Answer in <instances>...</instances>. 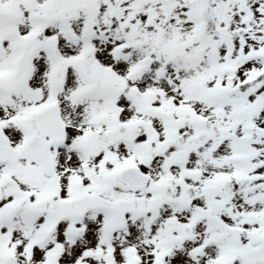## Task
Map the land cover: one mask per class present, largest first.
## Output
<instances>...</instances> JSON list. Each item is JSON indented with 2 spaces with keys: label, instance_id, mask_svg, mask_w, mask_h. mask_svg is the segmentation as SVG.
<instances>
[{
  "label": "snow or ice",
  "instance_id": "obj_1",
  "mask_svg": "<svg viewBox=\"0 0 264 264\" xmlns=\"http://www.w3.org/2000/svg\"><path fill=\"white\" fill-rule=\"evenodd\" d=\"M0 264H264V0H0Z\"/></svg>",
  "mask_w": 264,
  "mask_h": 264
}]
</instances>
